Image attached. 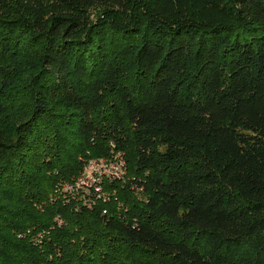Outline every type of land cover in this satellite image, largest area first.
Wrapping results in <instances>:
<instances>
[{
  "label": "trees",
  "instance_id": "1",
  "mask_svg": "<svg viewBox=\"0 0 264 264\" xmlns=\"http://www.w3.org/2000/svg\"><path fill=\"white\" fill-rule=\"evenodd\" d=\"M197 3L0 0V264H264V0Z\"/></svg>",
  "mask_w": 264,
  "mask_h": 264
},
{
  "label": "built area",
  "instance_id": "2",
  "mask_svg": "<svg viewBox=\"0 0 264 264\" xmlns=\"http://www.w3.org/2000/svg\"><path fill=\"white\" fill-rule=\"evenodd\" d=\"M127 169V161L121 153L90 159L82 174L66 183L62 191L72 196H81L87 204H92L91 201L95 199L107 201L109 195L104 188L106 181L124 178Z\"/></svg>",
  "mask_w": 264,
  "mask_h": 264
},
{
  "label": "rangeland",
  "instance_id": "3",
  "mask_svg": "<svg viewBox=\"0 0 264 264\" xmlns=\"http://www.w3.org/2000/svg\"><path fill=\"white\" fill-rule=\"evenodd\" d=\"M225 7V0H198L197 5L195 8L200 12V15L204 17L206 20H218L221 22H228L229 18L226 12H224ZM52 4L48 1L44 4V12L50 13L52 10ZM19 103V99L17 100L16 104ZM17 115H14L12 121H19ZM125 158V155H123ZM128 171V170H127ZM127 175V173H126ZM125 175V176H126ZM127 178V177H126ZM110 182L107 180L105 184ZM139 196L141 197L142 194L139 192Z\"/></svg>",
  "mask_w": 264,
  "mask_h": 264
}]
</instances>
